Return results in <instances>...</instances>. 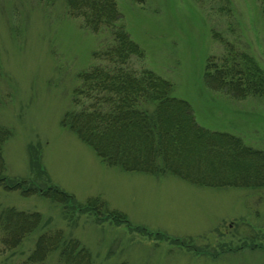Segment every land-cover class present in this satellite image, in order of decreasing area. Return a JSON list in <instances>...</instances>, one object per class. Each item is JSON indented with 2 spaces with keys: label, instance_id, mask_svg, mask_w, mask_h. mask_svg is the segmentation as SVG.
Returning a JSON list of instances; mask_svg holds the SVG:
<instances>
[{
  "label": "rangeland",
  "instance_id": "obj_1",
  "mask_svg": "<svg viewBox=\"0 0 264 264\" xmlns=\"http://www.w3.org/2000/svg\"><path fill=\"white\" fill-rule=\"evenodd\" d=\"M117 7L119 23L143 50L142 58H131L134 68L169 80L172 95L190 104L201 126L264 150V97L235 98L203 75L207 59L226 46L264 69L262 0H117ZM111 42L108 30L93 31L71 16L65 0H0V124L9 130L3 174L53 185L76 205L99 196L130 223L0 185V210L41 214L19 245L0 242V264H27L40 235L56 229L77 238L92 264H264V188L199 186L172 174L123 170L62 125L64 114L78 108L79 74ZM35 264L65 263L53 250Z\"/></svg>",
  "mask_w": 264,
  "mask_h": 264
},
{
  "label": "trees",
  "instance_id": "obj_2",
  "mask_svg": "<svg viewBox=\"0 0 264 264\" xmlns=\"http://www.w3.org/2000/svg\"><path fill=\"white\" fill-rule=\"evenodd\" d=\"M65 2L71 16L79 17L93 31L108 30L112 42L103 51L94 52L99 62L79 74L73 98L78 108L64 114L62 125L103 162L123 170L172 174L199 186L264 188L263 149L230 132L201 126L190 104L172 95L169 80L149 68L133 67L131 58H142L143 50L119 23L117 0ZM262 6L264 9V0ZM203 75L209 86L235 98L264 97V69L253 56L232 46H226L219 57L210 56ZM8 136V128L0 124V185L4 189H18L24 195L38 192L65 207L90 211L97 219L129 226L127 216L108 209L99 196L76 205L72 195L53 185L7 178L2 146ZM40 220L36 211L1 209L3 248L19 245ZM53 250L65 264H92L90 251L77 238L65 237L60 229L42 233L25 263H40Z\"/></svg>",
  "mask_w": 264,
  "mask_h": 264
}]
</instances>
